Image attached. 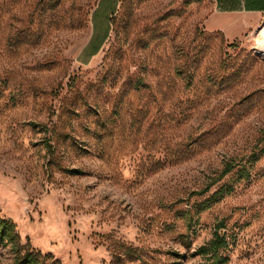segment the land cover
Here are the masks:
<instances>
[{"label":"rangeland","instance_id":"rangeland-1","mask_svg":"<svg viewBox=\"0 0 264 264\" xmlns=\"http://www.w3.org/2000/svg\"><path fill=\"white\" fill-rule=\"evenodd\" d=\"M108 4L0 0V216L21 253L207 264L217 231L223 264H264V16L227 41L212 0Z\"/></svg>","mask_w":264,"mask_h":264},{"label":"crops","instance_id":"crops-1","mask_svg":"<svg viewBox=\"0 0 264 264\" xmlns=\"http://www.w3.org/2000/svg\"><path fill=\"white\" fill-rule=\"evenodd\" d=\"M204 17L207 31H218L227 41L241 39L255 29L264 16V0H212Z\"/></svg>","mask_w":264,"mask_h":264},{"label":"trees","instance_id":"trees-1","mask_svg":"<svg viewBox=\"0 0 264 264\" xmlns=\"http://www.w3.org/2000/svg\"><path fill=\"white\" fill-rule=\"evenodd\" d=\"M116 2L117 0H109L108 7L106 8L107 10L104 13H109V11L113 12L115 10L114 7ZM94 13H97V11H95ZM94 35L95 33H93L92 36L93 41L89 42L90 46L93 47L92 53H94L97 50V46L94 45V39H93V37H95ZM104 36H106V31L103 32L101 38H103ZM232 166L233 165L231 163H226L217 178L220 179L221 177L229 173L232 170ZM211 184L213 183L209 182L199 192L207 191ZM0 242H3L4 244L8 243L11 245L12 249H14L15 254L12 264H45L43 260H45L46 258L53 257L51 254H46L43 256L38 251H32V250L31 251L25 250L24 252L21 253L20 247L18 245V234L15 230V224L10 219L3 218L1 216H0ZM225 245H226L225 236L215 231L212 237L206 243L202 244L197 248L196 252L200 254L202 257L207 259L206 262L207 264H223L225 259L221 257V255L219 254V250ZM53 263H56V261H54Z\"/></svg>","mask_w":264,"mask_h":264},{"label":"bare ground","instance_id":"bare-ground-1","mask_svg":"<svg viewBox=\"0 0 264 264\" xmlns=\"http://www.w3.org/2000/svg\"><path fill=\"white\" fill-rule=\"evenodd\" d=\"M262 38L260 40L262 47L264 48V28L261 30Z\"/></svg>","mask_w":264,"mask_h":264}]
</instances>
